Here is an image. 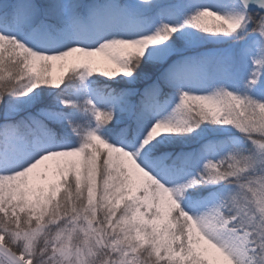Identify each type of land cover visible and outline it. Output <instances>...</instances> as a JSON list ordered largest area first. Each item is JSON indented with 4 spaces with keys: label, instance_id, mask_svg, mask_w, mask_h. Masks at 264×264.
Here are the masks:
<instances>
[{
    "label": "snow or ice",
    "instance_id": "obj_1",
    "mask_svg": "<svg viewBox=\"0 0 264 264\" xmlns=\"http://www.w3.org/2000/svg\"><path fill=\"white\" fill-rule=\"evenodd\" d=\"M0 264H264V0H0Z\"/></svg>",
    "mask_w": 264,
    "mask_h": 264
}]
</instances>
